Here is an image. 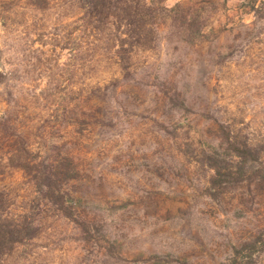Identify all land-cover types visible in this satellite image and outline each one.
I'll return each instance as SVG.
<instances>
[{
	"label": "rangeland",
	"instance_id": "obj_1",
	"mask_svg": "<svg viewBox=\"0 0 264 264\" xmlns=\"http://www.w3.org/2000/svg\"><path fill=\"white\" fill-rule=\"evenodd\" d=\"M182 3L124 59L0 0V215L34 227L0 264H264V10Z\"/></svg>",
	"mask_w": 264,
	"mask_h": 264
},
{
	"label": "trees",
	"instance_id": "obj_2",
	"mask_svg": "<svg viewBox=\"0 0 264 264\" xmlns=\"http://www.w3.org/2000/svg\"><path fill=\"white\" fill-rule=\"evenodd\" d=\"M27 1L38 8L48 7L56 2H63L67 6L80 5L81 9H84V20L90 23L93 34L101 35L104 38L110 34L111 38L116 39L117 43L119 42L117 55L121 58L125 56L124 59L131 58L136 46L151 47L161 30L175 29L179 24L177 28L184 34L195 26L187 22L191 8L186 10L182 2L169 7L166 5L167 0ZM226 1L224 0L223 6ZM243 6L249 7L250 12L259 17V14L264 10V0H246ZM202 28L197 27L196 32L201 34L203 32ZM228 140L234 142L231 138ZM32 228L34 227L31 223L27 224L21 218L16 219L8 214L5 216L0 215V263L2 258L8 255L7 246L11 247L23 243L26 237L29 236L24 235V232Z\"/></svg>",
	"mask_w": 264,
	"mask_h": 264
},
{
	"label": "crops",
	"instance_id": "obj_3",
	"mask_svg": "<svg viewBox=\"0 0 264 264\" xmlns=\"http://www.w3.org/2000/svg\"><path fill=\"white\" fill-rule=\"evenodd\" d=\"M167 1H172V6H173V5H175V4L179 3V2H186L187 0H167ZM234 1H238V2H240L239 5H238V7L243 6V3H242V2H243L244 0H227L225 5L228 6V4H230L231 2H234ZM245 1H246V0H245ZM245 1H244V2H245Z\"/></svg>",
	"mask_w": 264,
	"mask_h": 264
}]
</instances>
